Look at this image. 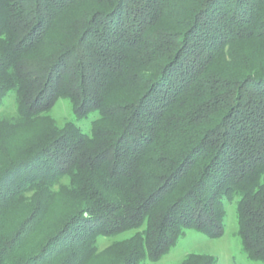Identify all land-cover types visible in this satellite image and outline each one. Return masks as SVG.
<instances>
[{
  "label": "trees",
  "instance_id": "16d2710c",
  "mask_svg": "<svg viewBox=\"0 0 264 264\" xmlns=\"http://www.w3.org/2000/svg\"><path fill=\"white\" fill-rule=\"evenodd\" d=\"M33 125L0 158V264H83L131 231L118 263L158 261L223 236L234 201L264 264V0H0V142Z\"/></svg>",
  "mask_w": 264,
  "mask_h": 264
},
{
  "label": "rangeland",
  "instance_id": "374dc122",
  "mask_svg": "<svg viewBox=\"0 0 264 264\" xmlns=\"http://www.w3.org/2000/svg\"><path fill=\"white\" fill-rule=\"evenodd\" d=\"M3 111L6 116H8L7 113H13L15 111L12 99L7 100ZM52 115L59 126H63L65 123L72 121L86 134L90 133L91 123L98 116L97 113H93L83 120H78L73 115L70 102L64 99L57 103ZM38 129L36 125H33L30 128L24 127L15 133H10V136L5 139V142H0V158H3L7 153L13 155L14 151H19V145L35 138L38 134ZM52 201L53 198L50 199V203ZM56 204L54 201L53 205ZM65 206L66 204L63 205L62 203L61 208ZM15 215L18 214L10 213L5 217L4 225L6 229L11 230L17 226L16 222H18V218ZM224 226L225 233L219 238H211L202 232L187 230L178 243L161 259L158 261L146 260L143 264H181L190 255L213 256L216 264H261L259 261L249 259L243 252L239 236L236 201L232 203L227 202L226 204ZM134 234L135 232L131 231L115 238L99 239L96 243V250L87 251L88 254L83 264H119L118 262L121 260V246L117 244L131 239Z\"/></svg>",
  "mask_w": 264,
  "mask_h": 264
}]
</instances>
